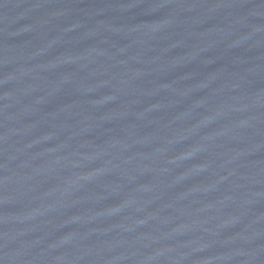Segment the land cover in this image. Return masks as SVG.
Here are the masks:
<instances>
[{"label":"water","instance_id":"obj_1","mask_svg":"<svg viewBox=\"0 0 264 264\" xmlns=\"http://www.w3.org/2000/svg\"><path fill=\"white\" fill-rule=\"evenodd\" d=\"M0 264H264V0H0Z\"/></svg>","mask_w":264,"mask_h":264}]
</instances>
